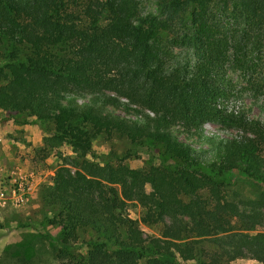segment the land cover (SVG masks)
Segmentation results:
<instances>
[{
	"label": "trees",
	"instance_id": "trees-1",
	"mask_svg": "<svg viewBox=\"0 0 264 264\" xmlns=\"http://www.w3.org/2000/svg\"><path fill=\"white\" fill-rule=\"evenodd\" d=\"M155 4L143 12L138 0H0V116L47 125L81 152L45 197L61 251L71 253L64 264H230L247 256L264 264V232L253 233L264 228V123L220 105L237 86L264 101V0ZM176 47L192 56L179 57ZM131 105L153 115L131 119L107 107ZM206 122L238 133L202 135ZM176 126L211 147L181 141ZM116 135L168 163L145 176L85 158L95 139ZM242 183L257 188L254 198L239 197ZM134 199L140 222L159 227L157 235L126 214Z\"/></svg>",
	"mask_w": 264,
	"mask_h": 264
},
{
	"label": "rangeland",
	"instance_id": "rangeland-1",
	"mask_svg": "<svg viewBox=\"0 0 264 264\" xmlns=\"http://www.w3.org/2000/svg\"><path fill=\"white\" fill-rule=\"evenodd\" d=\"M138 1L143 12L155 11V0ZM222 19L230 21L226 15ZM175 53L179 57L192 56V51L184 47H176ZM260 63L263 65L261 74L264 75V52ZM226 76L232 84L240 85L239 82L242 81L240 74L232 70L227 71ZM236 89L228 98L220 99V105L227 111H245L249 117L264 123L263 98L252 96L249 91H242L240 86ZM106 93L116 96L114 92ZM121 100L127 101L124 98ZM107 107L131 119L143 116L144 113L153 115V112L138 105H131L130 110L123 106ZM173 129L185 143L202 149L211 147L210 142L199 134L187 133L180 126ZM200 132L202 135L217 138L238 133L237 129H226L213 122L204 123ZM80 154V151L66 142L52 138V132L47 125L18 124L0 116V264H64L70 258V251L68 254L61 251L63 236L59 226L53 224L48 216L50 211L45 197L53 185L56 172L62 167L75 171L81 160ZM85 158L101 164L106 161L121 163L145 176L153 167L168 163L150 151L138 149L119 135L110 140L103 137L95 139ZM145 189L150 192L152 187L146 182ZM235 190L244 200L254 198L258 191L256 187L246 183L239 184ZM125 212L139 221L146 234H158L159 227H148L140 222L143 208L137 200L126 201ZM234 222L237 223L238 219H234ZM255 232H264V228L259 227L253 233ZM70 245L77 250L75 243ZM230 264L263 263L247 256Z\"/></svg>",
	"mask_w": 264,
	"mask_h": 264
}]
</instances>
